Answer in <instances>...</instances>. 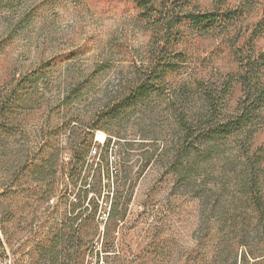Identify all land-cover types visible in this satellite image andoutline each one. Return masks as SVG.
<instances>
[{"label":"trees","instance_id":"1","mask_svg":"<svg viewBox=\"0 0 264 264\" xmlns=\"http://www.w3.org/2000/svg\"><path fill=\"white\" fill-rule=\"evenodd\" d=\"M12 2L0 0V9ZM134 5L138 20L149 33L146 50L138 62L131 63L128 75L112 96H93L97 92L95 77L105 67L94 68L57 102L47 96L54 87L56 66L49 60L23 73L13 71L0 76V134H15L31 118L45 115L46 134H42L40 150L43 157L31 163L28 172L38 182L46 180L50 172H56L63 151L68 150L66 167L57 170L59 188L62 193L69 186L81 192L73 198L68 224L40 253L56 259L69 257L72 251L75 264H83L81 259L89 249L107 251L103 241L99 248H88L92 238H86V228L101 198L109 203L108 220L115 224L124 218L131 199L120 170L110 178L113 146L115 142L121 146L129 142L136 128V114L142 116V121L152 122L164 110L170 126L163 134L155 132L165 142L151 157L164 161L174 186L184 185L189 195L200 200L196 192L203 187L202 178L212 171L206 167L214 164L217 157L228 166L224 168L226 176L239 185L235 196L238 206H221L218 200L200 201L196 244L173 264H264V143L255 141L264 126V50L254 48L259 33L245 42L244 55L235 54L237 68L220 81L177 83L173 76L187 61L180 48L185 39L225 30L240 19L241 13L230 7L202 9L199 0H134ZM22 19L26 24L30 20L26 16ZM11 40L12 34L0 38V53ZM88 102L92 107L82 116L78 107ZM96 130L104 131L106 138L98 152L96 168H92L93 163L89 171L97 179L88 183L87 176L80 178V174L87 164ZM62 135L65 146L59 143ZM214 188L211 185L208 189Z\"/></svg>","mask_w":264,"mask_h":264},{"label":"rangeland","instance_id":"2","mask_svg":"<svg viewBox=\"0 0 264 264\" xmlns=\"http://www.w3.org/2000/svg\"><path fill=\"white\" fill-rule=\"evenodd\" d=\"M12 1L0 9V38L12 34V40L0 53V76L13 71L23 73L49 60L56 64L52 75L54 87L47 94L53 102L94 68L102 67L106 70L95 77L97 92L93 96H112L128 75L131 63L138 62L146 50L149 33L137 18L134 0ZM199 4L202 9L234 8L241 17L225 30L185 39L180 48L187 61L173 76L177 83L220 81L225 74L235 71V54H245V42L255 33H259L254 39L255 50H264V0H199ZM24 16L30 19L27 24ZM89 102L78 107L82 116L92 107ZM134 122L136 128L129 142L122 146L115 142L110 157V178L120 170L122 183L131 192L125 216L116 224L108 220L109 203L101 198L94 219L87 224L86 238H92L88 248H99L103 241L107 251L89 249L81 259L83 264H173L196 244L200 201L218 200L221 206L239 204L235 198L239 185L224 173L228 166L221 157L206 165L212 171L202 178V191L196 192L200 200L189 195L184 185L174 186L164 161L151 157L165 142L155 132L163 134L170 126L166 111L161 110L152 122L142 121V116L136 114ZM43 126L45 115L31 118L15 134H0V264H75L72 251L69 257L56 259L40 253L68 224L73 198L81 193L72 186L66 193L59 188L57 170L66 167L68 150L63 151L56 172H50L46 180L38 182L28 172L29 165L43 157ZM105 138L104 131L94 132L91 150L96 148V153L90 150L80 174V178L87 176L88 183L97 179L89 171L93 163L92 168H96ZM255 141L264 143V126ZM59 143L65 146L64 135ZM211 185L215 190L208 189Z\"/></svg>","mask_w":264,"mask_h":264},{"label":"built area","instance_id":"3","mask_svg":"<svg viewBox=\"0 0 264 264\" xmlns=\"http://www.w3.org/2000/svg\"><path fill=\"white\" fill-rule=\"evenodd\" d=\"M91 153H92V154H95V153H96V148H93V149L91 150Z\"/></svg>","mask_w":264,"mask_h":264}]
</instances>
